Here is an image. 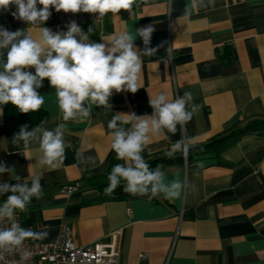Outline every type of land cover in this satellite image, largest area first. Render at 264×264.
I'll use <instances>...</instances> for the list:
<instances>
[{"label":"crops","instance_id":"1","mask_svg":"<svg viewBox=\"0 0 264 264\" xmlns=\"http://www.w3.org/2000/svg\"><path fill=\"white\" fill-rule=\"evenodd\" d=\"M187 3L136 0L131 14L121 10L106 14L102 22L81 25L84 32L93 28L89 39L96 43L125 28L135 33L151 25L155 30L149 47L157 52L143 58L142 88L134 94L113 90L111 108L92 105L89 118L63 121L55 89L43 81L37 91L45 97L44 126L64 123L70 145L59 168L39 165L37 142L25 148L13 144L15 134L0 135V163L29 182L41 177L43 197L33 198L27 212H19L21 226L47 230V237L36 241H56L66 225L79 245H112L118 264H264V126L212 144L264 120V0H215L214 6L194 10L185 20ZM10 20L11 6L0 10V28L38 35L39 27H20ZM42 27L58 32L52 25ZM134 43L144 49L142 38ZM161 91L173 99L191 92L192 103L200 107L175 135L167 134L170 139L153 138L143 153L146 161L167 153L181 138L190 148L212 145L193 152L188 162L162 167L169 180L184 182L179 199L133 196L124 191L123 182L103 197L98 185L108 184L113 166L124 163L111 150L108 122L117 113L151 115L149 94ZM0 111L1 127L3 105ZM87 157L95 165L83 163ZM0 182L17 183L8 172L0 174ZM74 183L80 184L79 191L64 192L63 187ZM4 199L0 196V202Z\"/></svg>","mask_w":264,"mask_h":264},{"label":"clouds","instance_id":"2","mask_svg":"<svg viewBox=\"0 0 264 264\" xmlns=\"http://www.w3.org/2000/svg\"><path fill=\"white\" fill-rule=\"evenodd\" d=\"M136 0H0V10L16 6L13 17L39 26L37 36L25 30L15 32L0 28V105L11 104L21 113L37 112L45 103V97L37 91L47 79L55 89L57 103L63 121L89 118L92 105L110 109L113 90L136 93L141 84L143 58L151 57L157 48L149 47L154 28L149 25L130 32L127 28L114 35L102 37L104 42L96 43L89 39L93 28L84 32L75 22L67 26L66 32H53L42 27L51 16L50 8L65 13H98V18L108 13L118 14L127 11L131 14ZM215 0H189L185 5L183 19L190 18L194 10L214 6ZM42 5V8L37 5ZM143 40L144 49L135 46L136 37ZM6 50V51H5ZM34 68V74L29 71ZM191 92L170 98L161 91L155 96L149 94L151 115L114 114L108 122L111 150L116 158L124 163L113 166L107 179L106 194H111L123 182V189L133 196L168 200L182 197L185 184L179 178L169 180L162 166L154 169L143 156L153 138L168 133L175 135L178 127L183 128L197 113L199 105L193 104ZM3 112L0 111V115ZM64 123L48 129L42 122L29 130L27 125L20 127L13 137V144H23L27 148L37 142L42 168L56 169L65 157ZM190 144L181 138L171 144L167 156L172 158L177 152L187 155ZM82 153H78V156ZM27 157V156H26ZM30 159V157H27ZM95 165L93 157L82 160ZM202 166V165H201ZM10 173L17 183L0 182V262L7 264L8 257L19 255L13 264H25L31 257L26 249L28 240H43L47 230L35 231L21 226L18 212H27L33 198L43 197L40 175L29 182L13 169L0 163V174Z\"/></svg>","mask_w":264,"mask_h":264},{"label":"built area","instance_id":"3","mask_svg":"<svg viewBox=\"0 0 264 264\" xmlns=\"http://www.w3.org/2000/svg\"><path fill=\"white\" fill-rule=\"evenodd\" d=\"M11 6V20L9 23L16 24L20 27H39L37 25H29L27 22L16 19L12 13L16 11L15 5ZM38 9L42 5H37ZM51 16L41 26L52 25L57 31L66 32L67 26L75 21L80 27L83 23H98L103 21L98 18V13H65L63 11L56 12L54 8H50ZM188 162V161H186ZM64 192L69 195L80 190V184L74 183L63 187ZM17 218L21 223V214L17 213ZM25 247L31 252V257L25 264H118L117 254L112 245L101 241H95L86 245H79L73 238L72 230L69 226H62L59 238L53 242H39L36 240H28ZM19 255L8 257L7 264H13L18 260ZM5 264V262H0Z\"/></svg>","mask_w":264,"mask_h":264},{"label":"trees","instance_id":"4","mask_svg":"<svg viewBox=\"0 0 264 264\" xmlns=\"http://www.w3.org/2000/svg\"><path fill=\"white\" fill-rule=\"evenodd\" d=\"M4 109V123L0 127V135L1 134H16L19 132V129L23 125H27L29 127V130H31L35 125H38L48 118V114L40 108L37 112H30V113H21L19 112L15 106L11 104L3 105ZM259 126H264V120H254L247 124L243 129H237L230 131L229 134L225 135V137L219 138L218 140H215L212 142V144L224 141L226 139L235 137L239 135L242 132H250V131H256L258 130ZM211 143L205 144L199 147L190 148L189 153L185 156L182 155L180 152H177L174 157L169 158L167 156V153L160 154L155 156L154 158L150 159L148 161L151 168H155L157 165L160 166H166L171 164H177V163H183L185 161H190L192 157V153L199 150H204L206 147L212 145ZM108 186V184L98 185V188L101 189L103 197H109L110 194L105 193V188ZM121 187L118 186L115 190H118ZM114 190V191H115Z\"/></svg>","mask_w":264,"mask_h":264}]
</instances>
